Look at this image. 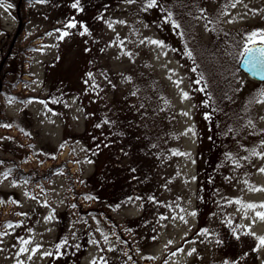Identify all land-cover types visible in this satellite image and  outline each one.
<instances>
[{
  "label": "rangeland",
  "instance_id": "obj_1",
  "mask_svg": "<svg viewBox=\"0 0 264 264\" xmlns=\"http://www.w3.org/2000/svg\"><path fill=\"white\" fill-rule=\"evenodd\" d=\"M19 1L22 32L16 5L0 0V264H264V208L235 203H264L250 190L264 189V81L238 66L248 35L264 29V0H122L87 23L74 0ZM212 43L235 72L225 101H245L246 121L224 133L207 182L211 120L192 69ZM92 115L106 127L102 149L79 137ZM102 159L134 176L115 201L104 195L125 182L98 194L91 183ZM20 238L39 250L20 252Z\"/></svg>",
  "mask_w": 264,
  "mask_h": 264
},
{
  "label": "trees",
  "instance_id": "obj_2",
  "mask_svg": "<svg viewBox=\"0 0 264 264\" xmlns=\"http://www.w3.org/2000/svg\"><path fill=\"white\" fill-rule=\"evenodd\" d=\"M11 1L16 5L18 12L17 14H19L20 18L17 31L22 32L26 25V22L23 18V3L19 0ZM120 1L122 0H86L81 4L83 11L74 9V17L82 18L85 23H87L89 19L94 21L96 15L107 10ZM162 11L166 17L167 13L169 12V7L167 6ZM82 12L83 15H81ZM245 45L246 44H243L241 49H244ZM8 49H10V47ZM222 51H224L223 46H220L218 49V46H215L212 43L203 49L200 47V49L197 50V57H195V61H198L199 63V65L198 63L196 64V67L194 66L196 69L195 79L196 81L200 80L201 83L199 85H201V88L205 89L203 93L206 99L209 117L211 120V139L208 150L209 157L207 159L204 171V174L207 173V182L209 181V177L214 175L213 169L215 168V157L220 155L224 133L226 135V130L229 127L235 126L240 129L246 121V117H244L246 114L245 101L238 104L230 101L229 99L228 101H225L224 96L227 95L228 97L229 94L234 90L235 84L232 83H235V72L231 67L229 68L225 64V58L219 55L220 53L223 55ZM236 69H238L237 66ZM216 70L218 71V76L213 77L212 73ZM58 88L60 87L57 86V89ZM89 120H91V122L87 124V129L82 134H80L79 137L87 141L91 147L98 146L99 149H102V147L108 143L107 134L104 133L106 127L104 124L103 127L100 126L98 123L99 118H94L93 115ZM97 125H99V127ZM103 158L109 159V157ZM113 162H115V165H112ZM113 162H111L109 165L104 159H102L101 162L99 161L96 174L93 176L91 183L96 189H98V194L103 190H107L109 184L115 183L116 180H122L125 182L123 186L120 184L118 190L115 193H111L110 191V194L107 193L104 195V197L108 196L112 201H115L117 198L123 197V195L126 194L124 188H126L129 182H132L134 176L129 168V171L123 168L120 161L115 159ZM118 164L121 166H118Z\"/></svg>",
  "mask_w": 264,
  "mask_h": 264
},
{
  "label": "snow or ice",
  "instance_id": "obj_3",
  "mask_svg": "<svg viewBox=\"0 0 264 264\" xmlns=\"http://www.w3.org/2000/svg\"><path fill=\"white\" fill-rule=\"evenodd\" d=\"M41 2H44V0H41ZM129 3L134 2V0H128ZM240 0H235L234 3L231 4V7L235 8L236 4L239 3ZM157 6V0H148L146 8H152V7H156ZM72 8L77 9L79 11H83V9L80 7V0H74V2L71 5ZM203 11V9L201 10ZM165 19L167 21H171L173 27L175 29H179L180 25L178 23H176L174 20H172V14L171 12H168ZM77 21L74 18H69V20L65 23L64 27L65 29H73L77 27ZM121 23H123L121 21ZM109 26L111 27V24H109ZM82 27V31L80 32V35H84L86 33H88V28L86 25H81ZM58 32H60V36L59 39H63L65 36L69 35V32L67 30L61 31L60 29H57ZM49 35H51V33H49ZM141 43H143V41H141ZM150 43L158 45V46H164V42L163 41H159V40H150ZM244 53L247 55V60L246 63L248 65H250L252 67V69L258 73L264 74V29H259L256 31H252L247 38V43L244 47ZM189 57H191V52H187L186 53ZM129 55H131L129 53ZM192 71H196L195 68L192 69ZM89 76H91L92 74L89 73ZM262 78H264V76H262ZM85 83H87V81H85ZM180 81H177V85H179ZM197 84H200L201 81L197 80L196 81ZM205 89L204 88H200L199 91L203 92ZM182 96L183 98L187 99L188 98V93L187 92H182ZM261 96H264V92H261ZM260 103H264V100L259 101ZM185 115H187V113H185ZM207 118V117H206ZM261 119H264V117H261ZM251 123V122H250ZM4 127H11V125H3ZM99 127V125H97ZM253 155L256 156H261V153L255 152L253 151ZM259 172L264 173V167L259 168ZM15 183V182H13ZM247 183V182H246ZM251 191H262L264 189L261 188H255V187H251L250 188ZM229 203H232V201H229ZM235 203L237 204H241L242 208L244 209H256V208H264V203H261L259 205L255 204V203H244L243 201H241L240 199H237L235 201ZM183 211V210H182ZM247 213H245L246 215ZM19 215H26V213H20ZM190 215L195 216L196 213H190ZM256 216L261 219L264 220V211H257L256 212ZM163 218V217H162ZM48 219H51V217H48ZM181 220H184V217L181 216L180 217ZM185 223L187 221H184ZM8 228H12L13 224L11 222H9L7 224ZM204 232H207V230H203ZM7 232H0V236H4L7 235ZM251 235H255V233H249ZM259 239V244L261 246H264V236H260L258 237ZM21 243L23 245H25V247H21L20 248V252H24L27 253L29 251L35 253L36 251L39 250L40 245H37L35 248L33 249H29L27 247L28 244L32 243L31 240L28 239H24V238H20ZM93 243H98V241H93ZM169 243H172V241H169ZM67 244V238L64 239V241H62L61 243L57 244L56 247L59 248H63L65 245ZM179 251H182V249H180ZM196 249L193 248L190 252L189 255H191L193 252H195ZM44 256H52L53 253L52 252H48L45 251L43 253ZM172 255H175V253H173ZM17 264H22L21 261H17ZM93 264H96V261H93Z\"/></svg>",
  "mask_w": 264,
  "mask_h": 264
},
{
  "label": "water",
  "instance_id": "obj_4",
  "mask_svg": "<svg viewBox=\"0 0 264 264\" xmlns=\"http://www.w3.org/2000/svg\"><path fill=\"white\" fill-rule=\"evenodd\" d=\"M247 55L243 52L240 60H239V66L242 69L243 72H245L250 78L258 81H264V74L258 73L252 69L250 65L246 63Z\"/></svg>",
  "mask_w": 264,
  "mask_h": 264
},
{
  "label": "flooded vegetation",
  "instance_id": "obj_5",
  "mask_svg": "<svg viewBox=\"0 0 264 264\" xmlns=\"http://www.w3.org/2000/svg\"><path fill=\"white\" fill-rule=\"evenodd\" d=\"M18 18H19V14H18ZM19 20H20V18H19ZM10 49H11V48H10ZM10 49L7 50V54L10 53V52H9ZM2 63H3V61H2ZM1 65H2V64H1ZM3 84H4V83L0 80V92H2Z\"/></svg>",
  "mask_w": 264,
  "mask_h": 264
}]
</instances>
